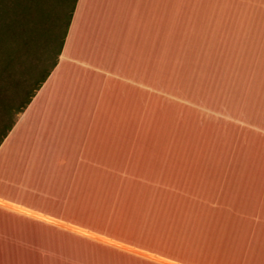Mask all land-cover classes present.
I'll return each mask as SVG.
<instances>
[{"label":"crops","instance_id":"0c3cea01","mask_svg":"<svg viewBox=\"0 0 264 264\" xmlns=\"http://www.w3.org/2000/svg\"><path fill=\"white\" fill-rule=\"evenodd\" d=\"M107 251L264 264V0H78L0 147V264Z\"/></svg>","mask_w":264,"mask_h":264},{"label":"trees","instance_id":"16d2710c","mask_svg":"<svg viewBox=\"0 0 264 264\" xmlns=\"http://www.w3.org/2000/svg\"><path fill=\"white\" fill-rule=\"evenodd\" d=\"M77 3L78 0H0V93L13 81L16 83L14 103L0 95V147L57 67ZM37 38L42 43L38 44ZM42 50L44 58L34 82H23L19 68L29 55L39 57Z\"/></svg>","mask_w":264,"mask_h":264},{"label":"rangeland","instance_id":"374dc122","mask_svg":"<svg viewBox=\"0 0 264 264\" xmlns=\"http://www.w3.org/2000/svg\"><path fill=\"white\" fill-rule=\"evenodd\" d=\"M36 42L38 44H40V43H42V39H38L37 38V41ZM38 44L36 45V47L37 48H40V45H38ZM40 52H41L40 53L41 55L39 57H38V54H36L37 56H35V55H29L27 57L28 60H27L26 64L25 63L22 64V67H20L19 70H18L20 72V77L18 76L19 79H21L23 82H26L27 84H30L31 85V83L34 82L33 80L36 78L35 77L36 76V73L35 72H37V70H38L37 67H38L39 63L42 64V62H43L44 52H43V50L40 51ZM38 53H39V51H38ZM50 64H51V62H48L47 63V66H50ZM13 83L14 84H12V85L6 86V88L3 89V91L0 93L1 98H5V99H8V100L10 99V102H12V103H14L13 98L16 96L15 95V90H14V86H15L16 83L14 81H13ZM2 120H3V116H2V112L0 110V122ZM76 244H77L76 245L77 248H83L84 247V242L81 241V240H79V239L76 240ZM92 251L95 254H98V255L101 254V251H99V250H92ZM80 253L84 254V250L83 251H78L77 250V256H78V258L81 256ZM102 254H103V252H102ZM119 254H121V253L120 252H117V251H114V252L107 251V252H105V255H107V256L104 257V260H106V261L109 260L110 262L111 261L112 262H117L118 264H128V262H129L128 259L126 257H123V256L119 255ZM98 255H96V256H98Z\"/></svg>","mask_w":264,"mask_h":264}]
</instances>
